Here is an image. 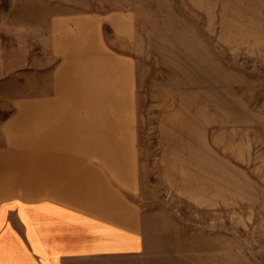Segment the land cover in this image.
I'll return each mask as SVG.
<instances>
[{
  "label": "rangeland",
  "instance_id": "1",
  "mask_svg": "<svg viewBox=\"0 0 264 264\" xmlns=\"http://www.w3.org/2000/svg\"><path fill=\"white\" fill-rule=\"evenodd\" d=\"M81 21L135 65L146 260L264 264V0H0V130L32 131Z\"/></svg>",
  "mask_w": 264,
  "mask_h": 264
},
{
  "label": "crops",
  "instance_id": "2",
  "mask_svg": "<svg viewBox=\"0 0 264 264\" xmlns=\"http://www.w3.org/2000/svg\"><path fill=\"white\" fill-rule=\"evenodd\" d=\"M81 24L32 131L21 140L2 123L0 264H150L133 200L135 65L105 51L98 23Z\"/></svg>",
  "mask_w": 264,
  "mask_h": 264
}]
</instances>
